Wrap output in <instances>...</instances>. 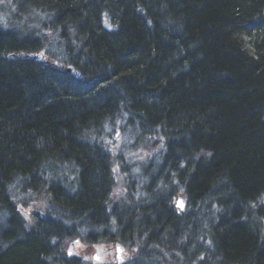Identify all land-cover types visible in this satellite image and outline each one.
I'll return each instance as SVG.
<instances>
[{"label": "trees", "instance_id": "16d2710c", "mask_svg": "<svg viewBox=\"0 0 264 264\" xmlns=\"http://www.w3.org/2000/svg\"><path fill=\"white\" fill-rule=\"evenodd\" d=\"M23 1L0 17V194L31 215L26 232L4 219L0 264H76L74 237L122 245V264H264V0ZM106 111L128 120L101 138ZM115 166L153 171L159 194H116Z\"/></svg>", "mask_w": 264, "mask_h": 264}, {"label": "bare ground", "instance_id": "6f19581e", "mask_svg": "<svg viewBox=\"0 0 264 264\" xmlns=\"http://www.w3.org/2000/svg\"><path fill=\"white\" fill-rule=\"evenodd\" d=\"M20 2L24 3L23 0H0V17H1V19L4 20L6 18V13H7L8 10L11 9V5H14L15 3H20ZM37 11H38L37 9H34L32 14H37ZM36 17L38 19H40V14H38ZM110 21H111V18L108 16L107 11L103 12L102 13L101 23L105 25V23H110ZM38 25L41 26V21H40V24H38ZM14 30H17V29H14ZM22 30L24 32V29H22ZM41 32L47 34L49 31H48L47 28H45V29H41ZM1 33H5V29L0 26V37L2 35ZM16 34L18 35L20 33H16ZM22 36H24V35H22ZM27 36H28V38L26 37V39H25L26 41L30 40L32 35L30 36L28 34ZM68 40L73 42L74 39L72 37H68ZM40 55L43 57V53H40ZM48 60H50V59L47 58V57H46V59H43L42 65H40L42 70H44L47 67H53V68H56V69H59L58 67H60V68H62L60 75H61V77L63 79H66L69 76L70 77L74 76L75 78L80 77V76H77L78 75V73L76 72L77 70L75 71L70 66V64H71L70 62L60 61V60L51 62V61H48ZM86 89H88V88L85 87V90ZM107 115H109L110 117L112 116L115 119V121L118 118V114H116L115 112L106 111V114L102 115L101 117H98L96 119H91L89 121L90 128L96 133L97 136H98V133H100V135L102 134L101 138H103V133H104L103 129L105 127L110 126V125H105L104 124V119L106 118ZM125 120H128L127 117H121L120 116V118L117 119V122L121 123V122H123ZM130 127H131V125L129 124L128 128H130ZM112 144L115 146L114 143H112ZM116 149H117V147H112V150L106 149V151L113 153L115 155V157H117V151H116V153L113 152ZM111 171H112V173H110ZM110 172H109L110 176L113 177V180L114 181L120 180V181L123 182V185H126V179L125 178L130 179V182L133 185L141 184L145 179L146 180L150 179V181L148 183L149 187H143V186L132 187V198L135 197L136 201H137L138 198L140 200L142 198L141 196H146L144 199L154 198V196L159 194V192H160L159 188H158L160 182H158V179L154 178L155 173H153V171H150L151 174L147 175L146 178L145 177H140L141 175H144V173L142 171H140V170L139 171L128 170L127 173L121 175V174H119V168L117 166H115L113 168V170L110 169ZM121 176H123V177H121ZM60 186L64 187L63 184H61ZM114 187H115V185H114ZM175 198H177V199L180 198L181 201H183V207L177 206L176 202H175V204L173 205V207H174L173 209L174 210H172L170 205H167V208L169 210H172L170 212H172L173 215H176V216L179 217V216H182V211L185 208L184 197L182 196V194H179ZM141 200H143V199H141ZM157 202H158V200H154L151 203H152V205H156ZM29 204H31V203H29ZM106 209H107V205H104V211ZM106 213L110 214L108 209H107ZM25 214H30L31 215L30 206H24V205L19 204L16 201L15 198L9 196L8 194H5V193L0 194V230L4 228V225H7L6 224L7 222L4 221V219L8 218L9 219L8 220V224H10L8 227H9V229L11 231L17 232L19 229L23 230L24 232L28 231ZM82 217H83L82 215L77 214V215H75L73 217V219L74 220H79ZM105 221L106 220L102 219V220L99 221V223H104ZM178 221L182 222V219H179ZM78 224H80V222ZM149 226L151 227L150 231L153 230L150 233L149 238L153 240L154 238H157L158 235L160 234V231H159V228H158L159 226L154 227L153 225L149 224L148 228H149ZM179 226H180V223H179ZM74 230H76L77 232L79 231L80 233H85V231L83 229H74ZM92 230L94 231L95 228L86 230L87 233H89V232L90 233H89V235H87V234H85V235H86V237H89V238L94 240L96 237H93L94 235L91 232ZM69 237L70 236H67L66 238H69ZM78 243L82 244L83 242L78 237H74V238H72L69 241L68 244L71 245V244H78ZM101 245L103 247L108 248V249L111 248L112 250L115 251V255H117L116 246L113 247V244H111V242H109L108 244L101 243ZM101 245H100V243H92L90 245V248H94V249H97V251H100L101 250V247H100ZM85 246H88V245L86 244ZM120 248H121V246H120ZM64 250H65V247L63 245H61L60 243H57L54 246V248H53V251H55V252L64 251ZM67 253H68V251H67ZM60 258H61V255H60ZM104 258L105 257H100V259L98 260V259H95V257H93V261H94V263H101L102 264V263H105L103 261V260H105ZM83 261L84 260L76 261V264H93L91 260H86L87 262H85V261L83 262ZM105 264H115V263L113 262V263H105ZM117 264H122V263H117ZM140 264H142V263H140Z\"/></svg>", "mask_w": 264, "mask_h": 264}, {"label": "rangeland", "instance_id": "374dc122", "mask_svg": "<svg viewBox=\"0 0 264 264\" xmlns=\"http://www.w3.org/2000/svg\"><path fill=\"white\" fill-rule=\"evenodd\" d=\"M123 142H125V140L121 138V132L119 131V135L116 138V141L114 142V144L116 145L115 147L120 146ZM144 156H147V154H145ZM122 185H123V182H121L120 180H116L115 181V187L116 186L120 187V190L117 189L115 191L116 194H117L118 191H119V193H121V187H122ZM29 216H30V214H25L26 219H28ZM69 246L70 245L67 246L66 250L68 249ZM115 246H117V244H113V247H115ZM87 247L88 246L83 245V243L82 244H79V243L78 244H75L72 247V251H74V253H73L72 256H76V257L80 258L81 260H84L85 262H87L86 260H91L93 264H101V263H94V261H93V257L94 256L95 257H98V258L99 257H105L104 258L105 260H103L105 263H109V262L113 263V261L115 259V251L112 250L111 248L108 249V248L103 247L101 245L100 246L101 247V250L100 251H97V249H94V248H90V250L88 251V248ZM121 250H124L125 251L126 249H121ZM128 257H129V254L126 257V260L128 259ZM126 260L123 263H125ZM105 263H102V264H105Z\"/></svg>", "mask_w": 264, "mask_h": 264}, {"label": "water", "instance_id": "95a60500", "mask_svg": "<svg viewBox=\"0 0 264 264\" xmlns=\"http://www.w3.org/2000/svg\"><path fill=\"white\" fill-rule=\"evenodd\" d=\"M176 205L179 206V207H183V201H181V199H177V202H176ZM74 244H71L68 248V251L71 249V247L73 246ZM116 252H117V255H116V260L117 261H120L124 258V254L122 253V250L120 248L119 245L116 246ZM95 257V256H94ZM95 259H100V257H95Z\"/></svg>", "mask_w": 264, "mask_h": 264}, {"label": "flooded vegetation", "instance_id": "af4514ba", "mask_svg": "<svg viewBox=\"0 0 264 264\" xmlns=\"http://www.w3.org/2000/svg\"><path fill=\"white\" fill-rule=\"evenodd\" d=\"M74 251H72V255H73Z\"/></svg>", "mask_w": 264, "mask_h": 264}]
</instances>
